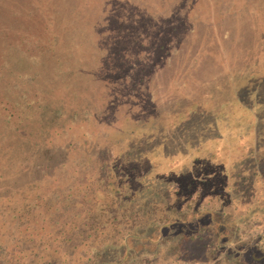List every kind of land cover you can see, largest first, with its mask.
I'll return each instance as SVG.
<instances>
[{"label":"rangeland","instance_id":"1","mask_svg":"<svg viewBox=\"0 0 264 264\" xmlns=\"http://www.w3.org/2000/svg\"><path fill=\"white\" fill-rule=\"evenodd\" d=\"M263 72L264 0H0V192L17 184L27 197L35 184L29 166L45 163L53 167L46 177L36 175L39 193L49 199L71 185L74 197L56 206L64 212L60 225H50L48 216L55 213H47L50 203L42 202L36 220L19 222L4 219V211L16 204L0 205V264H37V257L52 252L56 236L72 237L68 224L89 208L78 201L79 190L100 173H111L105 165L144 130L167 131L177 141L184 130L187 134L193 109L194 126L205 132V110L233 97L235 79ZM147 148H140L141 156ZM166 148L167 154L176 151ZM229 156L231 177H242L245 184L249 167L233 173L236 158ZM112 178L105 187L97 181L90 187L95 203L108 210L120 187ZM139 180L148 185L153 178L145 174ZM186 196L174 195L167 204L176 207L178 198L182 208ZM218 201L204 207L210 213L199 215V222L209 226L213 219L227 218L212 215ZM187 207L179 218L191 221ZM149 218L141 220L148 226L143 235L166 241L154 250L160 260L167 257L164 262L172 264L181 239L185 246L178 256L188 254L186 240L193 230L187 224L151 225ZM206 233L200 243L208 248L214 237ZM240 241L248 244L251 233ZM205 256L211 264H224L217 251ZM245 259L239 253L226 264H249Z\"/></svg>","mask_w":264,"mask_h":264},{"label":"trees","instance_id":"2","mask_svg":"<svg viewBox=\"0 0 264 264\" xmlns=\"http://www.w3.org/2000/svg\"><path fill=\"white\" fill-rule=\"evenodd\" d=\"M241 80L235 79L236 82L232 84L234 95L230 100L225 98L214 107L210 106V110H205L208 116L206 120H209L205 132H202V126H194L197 112L191 109L186 123L187 134L184 130L185 136L178 135L177 141L171 140L173 138L167 131L152 133L144 130L145 134L140 135L137 142L122 150L120 158L119 155L113 156L115 160L105 165L111 173H100L101 176L98 175L96 180H90L92 184H86L79 190L78 201L88 204L89 208L84 210L85 213L78 220L68 224L70 231H75L72 237L56 236L52 252L37 257V264H54L56 261L57 264H166L164 261L167 257L160 260L158 252L154 251L164 247L166 241L160 236L152 238L143 235L148 227L147 223L141 222L145 215L150 217V224L180 221L193 230L191 238L186 240L188 256H178L180 249L185 246L181 239L174 248L176 254L170 260L172 264H211L210 258L203 256L215 251L222 254L224 264L239 253L247 256L245 260L249 264H264L263 220L261 224L258 223L259 218L264 219V72L249 74ZM216 107H220V111ZM175 128L181 134L177 126ZM231 142L233 145L221 147V144ZM141 147H148L143 156ZM166 147L169 150L174 147L176 151L171 149V153L167 154ZM232 153L236 160L231 162V166L235 170L230 167V171L238 174L242 167H249L244 172L245 184L239 182L244 181L242 177L235 179L228 170L229 155ZM123 165L125 169L128 167L129 173H124ZM52 167L45 163H32L27 173L35 179L39 173L46 177ZM145 174L149 180L153 178L148 185L139 180ZM112 175L120 187L111 195L112 204L115 205L108 210L102 202L100 205L95 203L98 199L90 189L95 181L105 187ZM35 179L34 190L27 197L24 191L21 192L22 185L17 184L10 186L7 183L12 191H5L6 194L0 192V205L16 204L4 211L8 214L4 219L11 222H19L23 217L36 220L38 209L44 202L52 206L47 213L55 211L54 216H48L51 217L48 220H52L50 225H60L59 219L64 212H60L56 206L59 202L74 200L71 185L66 188V192L56 193L46 199L37 190L41 183L38 186L39 180ZM213 183L214 188L208 189ZM207 189L210 192H206ZM182 193L187 195L182 208V200L178 198L174 199L176 207L167 204L172 196ZM214 199H219V203L212 215L226 214L227 218L213 219L206 226L199 222V215L210 213L204 207L215 202ZM187 206L192 209L191 221L179 218L183 210L189 209ZM250 223L253 225L250 226ZM78 228H83L80 233H77ZM206 231L213 235L211 238L214 237L208 248L200 243L202 236L208 235ZM248 231L252 241L244 244L240 239ZM78 234L80 236L75 238ZM199 251L204 254L199 255ZM212 263L218 264L216 261Z\"/></svg>","mask_w":264,"mask_h":264}]
</instances>
